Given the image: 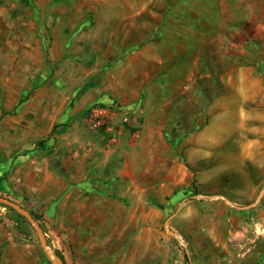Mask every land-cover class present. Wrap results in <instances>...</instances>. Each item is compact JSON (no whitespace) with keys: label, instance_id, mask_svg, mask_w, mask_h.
<instances>
[{"label":"rangeland","instance_id":"374dc122","mask_svg":"<svg viewBox=\"0 0 264 264\" xmlns=\"http://www.w3.org/2000/svg\"><path fill=\"white\" fill-rule=\"evenodd\" d=\"M43 1L38 20L29 0L20 3L44 53L39 65H23L34 80L23 97L5 98L11 107L0 117V198L22 209L0 203V264H264V0L232 8L247 21L229 18L239 31L218 35L211 49L172 33L133 63L137 49L105 48L112 30L147 23L157 43L175 0ZM63 11L77 26L66 51L48 54L55 25L70 21ZM101 24L107 31L96 33ZM118 87L134 101L122 104ZM223 95L213 117L209 105ZM107 101L130 118L110 149L87 123ZM64 127L81 134L84 166L50 176V139ZM68 150L57 148L61 164ZM123 152L140 157L135 184L117 171Z\"/></svg>","mask_w":264,"mask_h":264},{"label":"crops","instance_id":"0c3cea01","mask_svg":"<svg viewBox=\"0 0 264 264\" xmlns=\"http://www.w3.org/2000/svg\"><path fill=\"white\" fill-rule=\"evenodd\" d=\"M41 1L42 0H29L31 11H27L31 13V17H34V15H36L37 20L39 17ZM48 1L49 0H44L43 4L48 3ZM146 1L148 0H144L145 5ZM175 1L176 4L175 6H173V13H171L172 18L170 20V23L161 27L159 42H151L152 26L150 24L144 23L143 26L126 25L123 27L121 25L117 30H112L113 36L105 45V48H107L108 50L115 48L137 49L136 51H133L128 57V62L133 63L135 59L151 58V49L154 48V44L159 45L160 48L167 45L168 40L175 37L174 35L171 36L170 34L175 33L177 35V38H179V34H187L189 36L187 40L194 43L200 49H211L216 45L218 35L232 31H239L238 28H235L236 26L233 27V24H231V22H228L229 18L238 17L239 19L234 21L236 24L240 21H244V23L247 21V16H242L241 13L237 14L233 11V9L240 10L242 6L244 7V4L242 3H244L246 0ZM21 2L22 0H0V98H2L0 102V117L2 116V112L4 110H8L11 107L10 100H5V98L12 96H17L19 98L23 97V95L29 91V89L26 88L25 83L29 82L30 80H34V72L31 71V73L29 74L23 73V65L27 64L29 66H32V68L34 65H39L42 61V54L44 53L43 46L38 37L40 27L36 26L37 24H34L33 21L31 23L29 21H23L22 17L18 16V14L22 13V8L20 7ZM69 12L70 11L62 12V19L70 20L68 21V23L55 25L53 29L55 36L53 37L51 47H49L48 54L53 53V55H56L57 49L59 48H64V51L67 50L64 45L69 44V40L71 39L69 33H71L77 26V24L71 23L73 22L72 18L75 17V14L72 13L70 15L68 14ZM165 14H167V12H165ZM43 15L45 14L43 13ZM122 15H119V17H122ZM191 26H194L196 29L192 30L190 28ZM107 29V25L101 24V26H97L96 33L105 32L107 31ZM28 30H32L34 34L31 36V40H29L28 36L26 37V35H28ZM4 33L9 35L5 36L4 38V36H2ZM136 34H138L141 38V40L138 42L134 39V35L136 36ZM187 40L186 42L184 40L181 41L178 47L185 48L187 46ZM114 41L118 45H115ZM62 43L63 46L61 47L60 45ZM103 47L104 45L100 46L99 49ZM157 57L158 59H162V56ZM224 80L225 78L223 77V81ZM43 91L45 90L41 89L37 91L35 90L31 93L33 101L31 100V102L26 105L27 108L34 106V103H36L34 99L38 97V93ZM36 92L38 93L36 94ZM117 95L119 98H123V101L121 102L122 104H124L126 101L128 103H132L135 99L134 94L130 96V94L123 93L119 89V87ZM227 97L228 95H223V97L219 98L218 101H215L211 103V105H209V109L213 113V117L215 116L216 107L219 102L227 101ZM60 113L61 112H59L58 110L57 112L53 113V122L51 124V128L57 123L60 117ZM213 117L210 119V124L214 122ZM208 125L209 124H207L205 127H207ZM228 125L224 129H227L229 127ZM76 127L77 126L74 125L73 128ZM205 127H203V129ZM64 128L65 130L63 128H59L58 130H56L50 139V143H52L53 145L49 149V152L51 154V168L49 170L51 171L50 176L54 175L56 171H59V167L64 171V175L66 177H71L74 174V171H81L84 166L83 160H76L77 158H79V154L77 151L78 145L76 144L78 142H74L79 141L77 140L78 138L76 136L80 138L81 134L79 132L76 133V131L71 128L68 129V131L70 130L68 132L66 131L67 127ZM202 130L200 132H202ZM33 132L34 128H32L31 130V133ZM198 135L199 132L195 134L196 137H198ZM63 139H65V141L67 142H64ZM214 140L215 139H213V141ZM195 141L197 142V138H193L192 142L194 143ZM64 143L69 147L68 153L70 155L67 154V156H65V160L63 161L62 165L59 161L61 156L58 155V152L56 150L59 145H63ZM209 143L213 145L211 141H209ZM138 156L139 155L130 152L119 153L117 156L119 160L117 171L121 173V175L127 174L129 177H131L133 184H135V177L140 174L136 165V162L140 160V157ZM210 157L211 156L207 157V159H210ZM42 168L44 167H41V169ZM38 169H40V167H38ZM38 183L42 184L41 179L37 181V184Z\"/></svg>","mask_w":264,"mask_h":264},{"label":"built area","instance_id":"2783aa9c","mask_svg":"<svg viewBox=\"0 0 264 264\" xmlns=\"http://www.w3.org/2000/svg\"><path fill=\"white\" fill-rule=\"evenodd\" d=\"M88 128L92 133L107 137V148L117 144V137L123 132L125 124H130L128 115L122 116L120 107L107 101L90 111Z\"/></svg>","mask_w":264,"mask_h":264},{"label":"water","instance_id":"95a60500","mask_svg":"<svg viewBox=\"0 0 264 264\" xmlns=\"http://www.w3.org/2000/svg\"><path fill=\"white\" fill-rule=\"evenodd\" d=\"M0 203L2 204H5V205H8L12 208H18V209H21L17 204L13 203V202H10L6 199H3V198H0ZM22 210V209H21ZM25 213V211H23ZM26 214V213H25ZM29 220H31L32 222H34L36 225L37 223L33 220V218L29 217ZM37 227L39 228V226L37 225Z\"/></svg>","mask_w":264,"mask_h":264},{"label":"trees","instance_id":"16d2710c","mask_svg":"<svg viewBox=\"0 0 264 264\" xmlns=\"http://www.w3.org/2000/svg\"><path fill=\"white\" fill-rule=\"evenodd\" d=\"M35 220H37V218H35Z\"/></svg>","mask_w":264,"mask_h":264}]
</instances>
